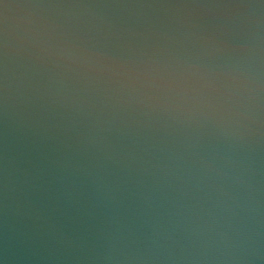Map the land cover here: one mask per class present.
<instances>
[{"label": "water", "instance_id": "1", "mask_svg": "<svg viewBox=\"0 0 264 264\" xmlns=\"http://www.w3.org/2000/svg\"><path fill=\"white\" fill-rule=\"evenodd\" d=\"M0 264H264V0H0Z\"/></svg>", "mask_w": 264, "mask_h": 264}]
</instances>
